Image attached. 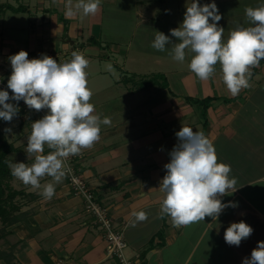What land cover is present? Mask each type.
<instances>
[{
	"label": "crops",
	"instance_id": "0c3cea01",
	"mask_svg": "<svg viewBox=\"0 0 264 264\" xmlns=\"http://www.w3.org/2000/svg\"><path fill=\"white\" fill-rule=\"evenodd\" d=\"M38 1L41 9L38 6L37 9L42 15H37L35 22L21 17L28 15L27 11L0 9L3 19L0 63L6 60L3 67L11 74L8 58L20 50L26 51L29 59L55 53L53 59L65 62L70 60L69 54L78 51L88 60V88L93 94L90 103L96 114L101 119L109 117L111 124L101 126V138L93 148L76 156V167L100 202L109 208L116 225L124 228L129 253L140 264H242L245 257L250 258L257 243L264 241V62L251 70L249 87L234 97L222 80L219 64L212 78L201 81L186 66L193 54L186 52L183 63L174 61L169 54L171 44L163 52L136 48L141 53L137 60L130 54V41L125 52L120 46L109 55L102 35L95 34L94 19L90 28V17L94 16L81 13L66 18L67 0ZM101 1L108 5L117 3L124 10L134 7L145 39H154L159 31L173 43L177 41L170 30L182 24L186 7L192 3V0ZM123 1L128 4L122 5ZM213 2L221 16L217 24L224 28L226 41L238 26H251L245 9L255 8L264 0H198L201 6ZM2 3L18 7L13 0H1ZM11 12L18 17L17 24L7 23L6 17ZM62 18L68 20L66 33ZM4 26L29 28L28 45L24 46L16 34L3 35ZM98 46L103 50H97ZM151 53L162 57L160 62L168 67L154 73L134 70V77L143 81L134 82L128 63H144V55ZM156 73L167 77V87L144 81ZM209 97L212 100L204 117L201 101ZM182 127L203 132L212 142L218 162L231 166L229 175L236 179L237 190L220 197L222 203L236 206L225 208L217 220L205 217L204 221L176 227L170 217L160 216L163 193L158 189L166 175L164 165L170 162L169 153L178 143L175 133ZM21 145H16L18 150L10 153V159L13 163L31 165L33 159L27 156V145ZM49 151L45 146V154ZM13 153L19 159L14 160ZM12 182L21 191L15 198L18 219L8 225L0 220L3 241L0 264H119L110 255L103 230L94 223L83 196L73 193L66 177L55 184L51 200L43 199L39 190L23 185L16 178ZM47 182H52L50 177L41 180L42 185ZM133 211L146 212L147 219L133 226ZM241 221L253 232L238 247L230 246L224 240V232L231 223Z\"/></svg>",
	"mask_w": 264,
	"mask_h": 264
},
{
	"label": "clouds",
	"instance_id": "9594fccd",
	"mask_svg": "<svg viewBox=\"0 0 264 264\" xmlns=\"http://www.w3.org/2000/svg\"><path fill=\"white\" fill-rule=\"evenodd\" d=\"M101 0H67L65 16L75 18L81 13L94 16L100 11ZM251 26H238L225 41L224 28L217 22L221 19L216 4L201 6L192 0L186 7L182 24L170 30L169 36L156 31L151 45L157 51H165L173 45L174 61L183 63L190 52L189 70L201 81H207L216 72L219 64L222 80L232 96L249 87L252 69L264 60V3L245 9ZM211 19V22H210ZM11 75L6 90H0V119L11 122L18 116L19 108L7 101H24L29 109L47 114L31 123V133L25 149L33 163L9 162L11 175L25 186L39 190L45 200L55 195V184L62 182L69 169L65 161L79 156L84 150L99 142L101 126L110 125L109 117L101 119L90 103L92 91L88 88V60L78 51L71 59L57 62L42 54L41 58L29 59L28 53L20 50L9 56ZM10 132L11 129H5ZM178 143L169 153L170 162L164 165L166 175L160 182L163 193L160 216L170 217L173 226L182 227L204 221L205 217L218 219L222 211L233 203L224 204L220 197L237 190L236 179L230 178L231 166L218 162L212 142L203 132L191 127H182L175 133ZM45 146L51 151L45 154ZM50 177L52 182L41 184ZM135 222L147 219L144 211L131 213ZM253 229L245 222L231 223L224 232V240L230 246H239L250 237ZM242 264H264V241H259L251 256Z\"/></svg>",
	"mask_w": 264,
	"mask_h": 264
},
{
	"label": "rangeland",
	"instance_id": "374dc122",
	"mask_svg": "<svg viewBox=\"0 0 264 264\" xmlns=\"http://www.w3.org/2000/svg\"><path fill=\"white\" fill-rule=\"evenodd\" d=\"M13 3H15V0H13ZM15 4H17L18 6L24 5V6L29 7V9L27 10L29 14L26 16L25 14H22L21 16V17L24 16L23 17L24 19L28 18L27 20L31 19L32 22H35L36 16L42 15L41 14L42 12L38 11L37 9V6L39 7V10L41 9L40 8L41 5L39 4L38 0H20V3L17 1V3ZM116 4L117 3L113 2V3H109L108 5L107 3L101 1L100 11L96 15H94V17H90V22H91L90 28H92V23L95 20V26H94L96 28L95 34L98 37H101L102 35L103 42H104V49L107 52V54L112 55L111 53V51H113L112 49L114 48L118 49L120 48V46L121 48H123V52H125L128 49L127 46L129 45L131 41L132 43L131 51L132 52H130V54L136 56L138 60V56L141 53L137 51L136 48H138V50L146 49V47L148 49H151L152 48L151 45L154 39L147 40L142 36L143 27L142 25L138 24L139 18H137L134 14L135 13L134 7L124 10V6L117 7ZM123 4L127 5L128 1L126 3L125 1H123L122 5ZM37 12L38 14H36ZM11 13L12 14L7 15L6 17L7 23L17 24L18 17L17 16L13 17V12ZM0 20H1L0 26L2 27L3 19L1 18V15H0ZM4 27L5 28L2 29L3 35L10 36L12 34H16L24 46L28 45L29 28L17 29V28H13L10 26H4ZM132 34H135V35L132 37L131 36ZM104 38L108 40H105ZM99 48L100 47L98 46V48L96 49L100 50L101 48L100 49ZM84 49L85 48H83V51L86 54L87 52H85ZM101 50H103V48ZM154 50L155 49H153V51ZM156 51L157 50H155V52ZM55 55H56L55 53H50L48 56L54 58ZM69 59H71V57H69ZM161 59L162 57L158 55L154 56V53H151V54L144 55V63L137 61V64H136V63H132L133 61H130L127 67L130 69L129 74L133 76V81L137 80V78L134 77V72H132L134 70L143 71V72L153 71L154 73V72L161 71L162 69H164V67H168L160 62ZM4 63H6V60L0 63V82L2 81V83H0V90L6 89L4 85H7V80L11 75L7 73L8 71L7 69H4L3 67L5 66ZM186 66H188V61H187ZM150 77H152V75ZM7 102L16 105L19 108V113H18V116L13 118L11 122H6L0 119V131L4 134L5 138L9 142L14 143L15 146L19 144H22L21 146H25L27 145V138L31 132L29 131V129L31 130V123L41 118H39V115L34 113L32 109H29L27 106L21 104V101L16 102V101L9 100ZM5 129H11V131L7 132L5 131ZM11 156H14L13 157L14 160L15 158L19 159V157L14 153ZM0 226H1V223H0ZM1 236H2V231H0V237ZM2 243L3 241L0 240V246L2 245Z\"/></svg>",
	"mask_w": 264,
	"mask_h": 264
},
{
	"label": "built area",
	"instance_id": "2783aa9c",
	"mask_svg": "<svg viewBox=\"0 0 264 264\" xmlns=\"http://www.w3.org/2000/svg\"><path fill=\"white\" fill-rule=\"evenodd\" d=\"M4 86L5 90L12 95L7 85ZM21 104L26 106L23 100H21ZM32 110L39 115V118L47 114V109L39 112L34 109ZM75 161L76 156H71L65 161L66 168L70 170L65 177L73 193L83 196L86 209L94 216V223L103 230L105 239L109 245L110 255L117 259L119 264H140V260L129 253V243L124 228L116 225L109 208L100 202L93 188L76 167Z\"/></svg>",
	"mask_w": 264,
	"mask_h": 264
},
{
	"label": "trees",
	"instance_id": "16d2710c",
	"mask_svg": "<svg viewBox=\"0 0 264 264\" xmlns=\"http://www.w3.org/2000/svg\"><path fill=\"white\" fill-rule=\"evenodd\" d=\"M1 10L13 9L14 11H27L29 8L24 5H20L15 7L11 4L2 3L0 4ZM65 22V33L68 30V20L62 18ZM98 43V41H94ZM260 62H264L261 60ZM148 85H160L161 87L168 86L167 77L164 74L156 73L148 80H144ZM136 83H141L143 81H134ZM141 85V84H140ZM212 98H206L202 100V105L204 106L203 115L206 117V109L209 106ZM18 148L14 143L9 142L4 134L0 131V220L4 223V225L15 223L18 219L16 215V211L18 210V205L16 204L15 198L21 194V191L16 189L12 180L14 177L11 175V171L8 167V163L11 161L10 153L17 151Z\"/></svg>",
	"mask_w": 264,
	"mask_h": 264
}]
</instances>
